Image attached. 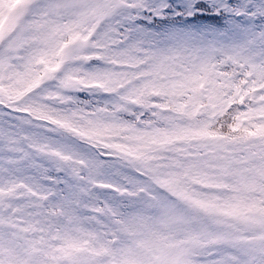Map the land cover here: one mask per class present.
Returning a JSON list of instances; mask_svg holds the SVG:
<instances>
[{
	"label": "snow or ice",
	"instance_id": "snow-or-ice-1",
	"mask_svg": "<svg viewBox=\"0 0 264 264\" xmlns=\"http://www.w3.org/2000/svg\"><path fill=\"white\" fill-rule=\"evenodd\" d=\"M0 264H264V0H0Z\"/></svg>",
	"mask_w": 264,
	"mask_h": 264
}]
</instances>
